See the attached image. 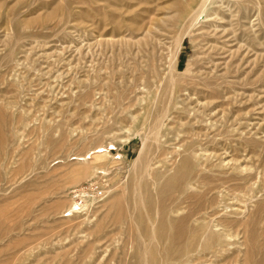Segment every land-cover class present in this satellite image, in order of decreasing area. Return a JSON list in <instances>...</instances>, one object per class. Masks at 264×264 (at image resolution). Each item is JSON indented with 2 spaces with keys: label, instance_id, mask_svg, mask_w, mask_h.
I'll return each instance as SVG.
<instances>
[{
  "label": "rangeland",
  "instance_id": "rangeland-1",
  "mask_svg": "<svg viewBox=\"0 0 264 264\" xmlns=\"http://www.w3.org/2000/svg\"><path fill=\"white\" fill-rule=\"evenodd\" d=\"M262 261L264 0H0V264Z\"/></svg>",
  "mask_w": 264,
  "mask_h": 264
},
{
  "label": "bare ground",
  "instance_id": "bare-ground-1",
  "mask_svg": "<svg viewBox=\"0 0 264 264\" xmlns=\"http://www.w3.org/2000/svg\"><path fill=\"white\" fill-rule=\"evenodd\" d=\"M203 8V3L199 6V9H198V12L201 10ZM197 18V17H196ZM198 20V19H197ZM190 33V32H189ZM184 39V38H183ZM183 42V41H182ZM181 45V44H180ZM178 60V59H177ZM174 68H175V70H177L178 69V64H177V62L175 63V66H174ZM167 96V95H166ZM159 120V119H158ZM163 122V121H162ZM158 124H159V122L155 125V127H154V131H157V129H158ZM164 124V123H163ZM153 133V132H152ZM156 136H157V134H156ZM150 137V136H149ZM148 145V143H147V140L146 139H144L143 140V148H142V150H141V152H140V155H139V159L137 160L138 162L139 161H141L143 158H144V155L147 153V146ZM149 148V147H148ZM80 170V169H79ZM144 170V169H143ZM83 172V171H82ZM81 174V173H80ZM80 174L78 173L77 175H76V180H79L80 179ZM82 175V174H81ZM143 175H144V173H143ZM148 175V174H147ZM73 178V177H72ZM71 178V179H72ZM74 180V179H73ZM72 182V181H71ZM75 182H77V181H75ZM75 182H73V183H75ZM190 185V184H189ZM188 186V185H187ZM192 186V185H191ZM134 189V188H133ZM215 190V189H214ZM140 192V191H139ZM138 193V192H137ZM139 195V194H138ZM136 196V195H135ZM137 201V200H136ZM143 201V200H142ZM144 203V202H143ZM139 206H141V205H139ZM163 206V205H162ZM206 206V205H205ZM164 208H165V206H163ZM215 207V206H214ZM167 208V207H166ZM169 208V207H168ZM140 209V208H139ZM171 209V208H170ZM216 210V209H215ZM215 210H213V211H215ZM171 211V210H170ZM175 211V210H174ZM173 211V212H174ZM177 212V211H176ZM217 212V211H216ZM216 212H215V214H216ZM208 213H209V210H208ZM171 214V213H170ZM178 214V213H177ZM200 214V213H199ZM145 215H146V213H145ZM159 215H160V219H159V222H158V233H159V237H165L166 235H168L167 234V230H168V228H169V226L172 224V222H169L168 221V218H167V214H166V211L165 210H163L162 211V208H161V211H160V213H159ZM210 215V214H209ZM214 215V214H213ZM140 216V215H139ZM191 216V215H190ZM211 217V216H210ZM150 219V218H149ZM183 223H184V221L183 220H180L179 222H175L174 224H172V226H174V227H176V232H175V235L172 237V241L173 242H179L183 237H184V234H185V228H184V225H183ZM205 223V222H204ZM150 224V223H149ZM223 225V224H222ZM221 225V226H222ZM153 227V226H152ZM210 227V226H209ZM172 229V228H171ZM222 235H224V234H222ZM153 237V236H152ZM221 237V236H220ZM219 238V237H218ZM222 242V241H221ZM220 242V243H221ZM189 245V244H188ZM147 247V246H146ZM191 247V246H190ZM215 249V248H214ZM148 250V249H147ZM202 253V252H201ZM170 254H172V256L174 257V258H177V260L178 259H185L184 257H186L187 255H188V253H187V248H184L182 251H175V252H172L171 250H167L166 252H165V257H168ZM200 254V253H199ZM206 254V253H205ZM195 255V254H194ZM197 255V254H196ZM195 255V256H196ZM195 256H192V257H195ZM199 256H201V255H199ZM203 256V255H202ZM202 256L201 257H199L200 258V260H202L201 258H202ZM206 256V255H205ZM191 257V256H190ZM198 257V256H197ZM145 258V257H144ZM151 258V257H150ZM198 258V259H199ZM188 261H190V260H188ZM193 261H194V259H193ZM196 262V261H195ZM173 263V262H172ZM163 264V263H162ZM174 264H176V263H174ZM194 264V263H193ZM257 264H264V261H262V262H260V263H257Z\"/></svg>",
  "mask_w": 264,
  "mask_h": 264
},
{
  "label": "built area",
  "instance_id": "built-area-1",
  "mask_svg": "<svg viewBox=\"0 0 264 264\" xmlns=\"http://www.w3.org/2000/svg\"><path fill=\"white\" fill-rule=\"evenodd\" d=\"M81 196H86L87 198H90V195L92 196L93 199H102L105 197V192L103 189H100L96 184H91L87 188L83 189L80 191ZM78 197V196H76Z\"/></svg>",
  "mask_w": 264,
  "mask_h": 264
}]
</instances>
